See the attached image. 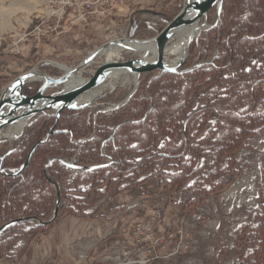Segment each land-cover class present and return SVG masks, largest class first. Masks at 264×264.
<instances>
[{"label": "rangeland", "instance_id": "1", "mask_svg": "<svg viewBox=\"0 0 264 264\" xmlns=\"http://www.w3.org/2000/svg\"><path fill=\"white\" fill-rule=\"evenodd\" d=\"M74 1L81 2L0 0V93L17 75L35 67L39 66V70L48 75L58 76L63 73L57 67L58 64L75 67L80 62L74 58L67 61H58V58L53 60L49 47L52 37L62 30L63 23L68 25L66 31H70L69 25L84 23L72 14L74 6L71 2ZM184 3L185 0H170L161 10L162 14L148 12L138 16L140 26L144 28L134 38L149 39L157 35L167 24L166 19L170 21ZM111 17L113 13L107 20ZM127 18L122 17V22L113 18L114 25L102 31L99 41L121 38V35H115L117 26L128 23ZM96 19L102 23L107 21L106 18ZM214 19L213 8L208 12L207 24L213 23ZM207 31H201L196 41L192 42L183 68L198 63L207 68L212 62L218 48L206 51ZM128 33L129 30L126 37ZM67 42L70 43V39ZM138 54L123 49L113 59L127 60L138 57ZM85 55L83 53L79 57ZM42 57L48 61L39 63ZM101 60L105 61L104 56L96 59ZM95 65L86 67L82 76H88ZM152 73L153 76L159 74L157 71ZM183 80L186 81V78L183 77ZM37 86L39 82L32 81L25 87L34 89ZM126 88V85L117 83L112 91L103 90L102 97L86 107L85 120L87 125H91L87 135L72 138L67 153L59 156L76 167L56 161L57 166L51 170L53 174L59 173L57 181L50 173L52 162L47 165V172L60 190L56 220L34 234L29 233L30 225L26 223L15 227L13 231L20 236L14 244H2L0 252L13 253L15 256L9 257L15 259L14 264H20V259L30 250L35 264H264V243L255 228L258 223L255 212L264 202L259 195V188L264 189V130H258L249 137V146H242L236 151L235 162L240 171L230 184L217 193L210 191L209 181H202L201 188L192 185L193 180L179 188L158 186L157 178L152 176L160 167L171 170L164 160L158 159L153 168L138 171V179H146L145 182L111 197L117 174L108 179L106 175L109 170L88 173L79 166L78 160L83 154L87 156L86 165L111 160L106 153L105 142L95 131L96 117L100 109L119 103L131 91H126ZM212 88L206 85L193 96L195 106L208 103ZM127 107L133 109V105ZM38 116H33L30 122ZM127 116L132 117L129 113ZM214 121V114H210L209 125ZM98 125L116 127L112 120L107 119ZM26 127L13 139L0 141V156L18 144ZM74 154L75 160L72 161L70 159ZM224 164L227 165V162ZM236 184H241V187L234 189L232 196H227L226 193ZM123 185L119 184L118 189ZM47 188L54 207L55 188L50 183ZM22 215L18 211L11 219ZM24 258L26 264L28 259L26 256Z\"/></svg>", "mask_w": 264, "mask_h": 264}, {"label": "trees", "instance_id": "2", "mask_svg": "<svg viewBox=\"0 0 264 264\" xmlns=\"http://www.w3.org/2000/svg\"><path fill=\"white\" fill-rule=\"evenodd\" d=\"M131 23L140 26L137 19ZM206 34V51L218 48L207 68L199 66L184 75L141 74L137 90L125 103L133 105V109L124 104L98 112L95 131L105 142L111 161L108 167L88 173L109 170L108 179L118 175L111 197L145 182L146 179H138V171L153 168L158 159L171 168L160 167L152 176L157 178L158 186L179 188L193 180L192 185L201 188L202 181H209L210 191L217 193L239 173L236 151L249 146V137L264 130V0H223L220 23ZM206 85L213 87L208 103L195 106L193 96ZM37 88L25 87L24 91L33 94ZM57 90L58 87H51L46 93ZM86 109H64L54 132L37 145L26 166L14 172L54 123L51 114L39 115L1 162L4 170L0 173V226L18 211L31 219L2 231L0 246L16 242L20 234L13 229L22 223L30 225V234L43 228L34 223L35 219L45 220L53 210L44 164L49 157L66 154L72 138L87 135L91 125L85 120ZM210 114L215 116L211 126ZM106 119L116 127L98 125ZM86 157L81 156L79 166H86ZM51 162L53 174L51 169L57 162ZM57 174L54 172L53 176L58 181ZM121 183L124 185L118 189ZM259 195L264 199L262 187ZM255 220L257 234L264 243V202L256 210ZM5 255L15 256L9 251L0 252V257Z\"/></svg>", "mask_w": 264, "mask_h": 264}, {"label": "water", "instance_id": "3", "mask_svg": "<svg viewBox=\"0 0 264 264\" xmlns=\"http://www.w3.org/2000/svg\"><path fill=\"white\" fill-rule=\"evenodd\" d=\"M223 0H185V3L181 7L180 11L165 25L161 31L152 38L155 42L156 56L155 59H148L146 56H138L127 60H113V61H96L97 58L101 57L103 51L108 48L113 42H144L147 39H136L134 33L138 29V24H130L128 37H121L118 39H111L96 47L95 49L88 52V54L75 66L70 69H62L63 73L58 76L48 75L45 72L39 70V66L28 71H25L17 75L12 81H10L0 93V141L6 139H13L14 137H2L1 132L6 129L9 125L22 118H31L37 114L49 113L52 111V116L55 117L54 123L50 130L38 140L29 150L24 163L19 167L18 171H21L32 156L38 144L45 142L49 136L54 132L55 125L64 109H83L94 103L96 99L102 97V93H98L92 101L81 102L80 97L102 85L112 70H121L126 73H131L136 76V82L132 91L119 103L113 107H107L100 109L104 111L107 109H113L126 103L132 94L138 87V79L141 74L157 71L159 73L168 72L172 74H186L192 71L194 68L200 66L202 63L183 68L189 53L190 46L193 41H196L198 34L203 30H208L214 26H217L221 21ZM215 10V19L211 24H207L208 12L213 9ZM194 26L188 38L184 44V49L180 55L177 63L171 65L167 60L165 54V46L172 36V32L175 28L182 25ZM126 38V39H124ZM93 63H96L95 67L89 71L88 76H82L85 72V68ZM74 74L81 75L84 81L77 86L66 88L65 84ZM32 81L39 82V86L35 93L26 94L24 91L25 86ZM51 87H58V90L53 93H46V90ZM94 113V117L96 116ZM30 122L28 123V125ZM94 133V122L93 130ZM18 136V135H17ZM16 137V136H15ZM10 152V151H9ZM5 153L0 156V162L3 161L5 156L9 153ZM51 161H58L71 167H76L74 163H69L65 159L59 156L49 157L44 164V174L50 184L55 188V203L52 210L51 216L46 220H38L37 224L42 226L49 225L56 218L59 211L60 204V190L54 180V178L47 172V164ZM109 163H99L94 165H86L81 168L85 171H92L100 168L108 167ZM3 167L0 166V173L3 172ZM31 218L16 217L10 219L0 226V233L7 228H10L14 224L20 221L30 220Z\"/></svg>", "mask_w": 264, "mask_h": 264}, {"label": "crops", "instance_id": "4", "mask_svg": "<svg viewBox=\"0 0 264 264\" xmlns=\"http://www.w3.org/2000/svg\"><path fill=\"white\" fill-rule=\"evenodd\" d=\"M169 1L170 0H125L121 6L117 7L115 11L113 10V17L104 23H102V21L99 19L91 18L89 22L83 24L80 23L78 26L69 25L71 28L70 31H66L68 25L63 23L61 25L62 30L58 35L52 37V42L49 44V47L52 49L51 55L53 56V60L58 58L60 59L58 61H67L71 58H74L76 61H81L84 58L79 57L81 54L86 53L87 55L89 49L92 47L95 49L98 44L100 45V42L102 44L107 41L106 40L102 42L99 41V39L102 37V31H104L105 28H111V26L114 25L115 21L113 18H115L116 21L122 22V17L127 16V19L130 21V23L132 22V19H137L139 22L140 19L138 16L143 13L156 12L160 14L162 12L161 10ZM117 27H119V25ZM143 28L144 27L142 25L139 26L134 35L137 32H140V30H143ZM68 39H70V43L67 42ZM45 61H48V59L44 57L38 60L39 63ZM32 254L33 253L30 250L24 255V257L26 256V259H28L26 264H35V261H33L31 258L33 256ZM24 257L20 259V264H25ZM14 261L15 259L9 256L0 258V264H14ZM36 263L38 262L36 261Z\"/></svg>", "mask_w": 264, "mask_h": 264}, {"label": "bare ground", "instance_id": "5", "mask_svg": "<svg viewBox=\"0 0 264 264\" xmlns=\"http://www.w3.org/2000/svg\"><path fill=\"white\" fill-rule=\"evenodd\" d=\"M194 26L189 25H182L177 28H175L174 36L171 39V41L167 42L165 46V54L167 57V60L171 65H174L177 63L180 55L183 52L184 44L188 38V35L192 31ZM126 39V38H124ZM123 49H126L127 52H136L139 53V56H146L148 59H155L156 56V48H155V42L152 39H147L144 42H129L127 40H124V42H113L108 48H106L101 56H104L105 61H113V56H116L119 54V52L123 51ZM117 60V59H116ZM63 69H70L69 66H66L64 64H58ZM84 81V78L81 75L74 74L69 80L66 82L65 86L66 88H71L77 85H80ZM136 82V76L131 73H126L121 70H112V72L109 74L105 82L100 85L98 88L91 90L85 94H83L80 97L81 102H87L92 101V99L98 94L101 93L103 90H110L112 91L114 86L117 83H121L126 85V91L129 89H133L134 84ZM132 87V88H131ZM130 91V92H131ZM129 92V93H130ZM128 93V94H129ZM126 94V93H125ZM127 94V95H128ZM125 95L124 98L127 96ZM123 98V99H124ZM32 118V117H31ZM31 118H22L20 120L15 121L11 127L8 129H4L1 132L2 137H15L17 135H20L25 127L30 122ZM241 187V184L233 185V188L231 187L230 190L226 193L227 196H232V191L234 189H238Z\"/></svg>", "mask_w": 264, "mask_h": 264}, {"label": "built area", "instance_id": "6", "mask_svg": "<svg viewBox=\"0 0 264 264\" xmlns=\"http://www.w3.org/2000/svg\"><path fill=\"white\" fill-rule=\"evenodd\" d=\"M124 2L125 0H81V2L79 3L77 1L71 2V5L74 6L72 10L73 14L77 15V18L82 19L84 23H87L91 18H95V19L106 18L107 20V18H109L112 15L113 9L115 7L117 8L121 6ZM130 24L131 23L128 20V23L120 25L115 35L118 34L121 35L122 37H126ZM94 64L95 63H93V65ZM92 138L93 137H91V139ZM82 141H85V139H82ZM75 155L76 154H74L72 159L70 160L72 161L75 160ZM110 161H111L110 159H107L106 163H109Z\"/></svg>", "mask_w": 264, "mask_h": 264}, {"label": "flooded vegetation", "instance_id": "7", "mask_svg": "<svg viewBox=\"0 0 264 264\" xmlns=\"http://www.w3.org/2000/svg\"><path fill=\"white\" fill-rule=\"evenodd\" d=\"M49 163H50V162H49ZM49 163H48V164H49ZM48 164H47V165H48ZM19 217H22V216H19Z\"/></svg>", "mask_w": 264, "mask_h": 264}]
</instances>
